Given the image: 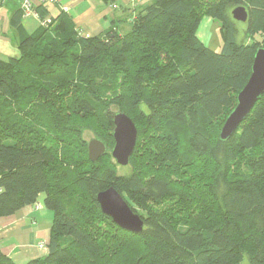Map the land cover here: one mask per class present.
Segmentation results:
<instances>
[{
	"label": "trees",
	"instance_id": "1",
	"mask_svg": "<svg viewBox=\"0 0 264 264\" xmlns=\"http://www.w3.org/2000/svg\"><path fill=\"white\" fill-rule=\"evenodd\" d=\"M204 17L219 23V52L197 36ZM127 26L85 37L60 12L0 59V217L40 195L53 215L46 254L25 264H264V94L218 138L264 47V0H151ZM111 107L137 129L129 175L110 155ZM84 130L106 147L94 163ZM109 187L141 233L102 213Z\"/></svg>",
	"mask_w": 264,
	"mask_h": 264
},
{
	"label": "crops",
	"instance_id": "2",
	"mask_svg": "<svg viewBox=\"0 0 264 264\" xmlns=\"http://www.w3.org/2000/svg\"><path fill=\"white\" fill-rule=\"evenodd\" d=\"M150 2L151 0H58L54 4L40 5L35 1V10L41 16L38 8L42 7L46 15L40 19H47L49 23L53 17L64 12L72 19L82 36L90 37L104 36L111 30L124 32L128 28L127 23L133 9ZM20 10V0H0L2 60L18 58V43L41 26L40 19L34 16H20ZM202 20L204 33H199V26L197 36L205 45L207 26L213 21L210 17H204ZM37 204L40 205L38 209ZM52 217V212L44 208L43 203L39 201L10 216L0 217V253L9 257L15 264H25L31 259L45 255ZM41 243L44 248L40 247Z\"/></svg>",
	"mask_w": 264,
	"mask_h": 264
},
{
	"label": "water",
	"instance_id": "3",
	"mask_svg": "<svg viewBox=\"0 0 264 264\" xmlns=\"http://www.w3.org/2000/svg\"><path fill=\"white\" fill-rule=\"evenodd\" d=\"M235 21L246 22L247 13L244 7H235L231 11ZM264 94V47L258 48L253 58L251 74L245 86L237 94V101L226 117L218 138L227 140L248 117L258 98ZM114 146L110 155L119 166H127L137 141V129L134 122L125 113H113ZM106 152V147L98 139L87 143L89 160L94 163ZM103 214L110 217L120 228L134 234L143 230V220L132 211L123 197L113 187H109L96 196Z\"/></svg>",
	"mask_w": 264,
	"mask_h": 264
},
{
	"label": "rangeland",
	"instance_id": "4",
	"mask_svg": "<svg viewBox=\"0 0 264 264\" xmlns=\"http://www.w3.org/2000/svg\"><path fill=\"white\" fill-rule=\"evenodd\" d=\"M231 13V12H230ZM203 21V20H202ZM213 23L211 25L207 26V36H206V46H208L211 50L215 51V52H219L222 48V37L219 31V23L216 22L215 20H213ZM204 23V22H203ZM201 22L200 24V28H199V33H204V24ZM235 25L238 29V36H237V40L238 41H242L243 37H244V33L243 30L245 29L246 24L243 22H237L235 21ZM204 41V42H205ZM112 114L114 112H117V108L115 107H111L109 110ZM82 139L88 143L90 140L95 139L96 137L94 136V134L89 131V130H84L82 132ZM114 161V160H113ZM115 162V161H114ZM117 173L118 175H129L132 171V168L130 165L127 166H119L117 165ZM38 201L41 203H43V195H40L38 198ZM241 264H248V260L247 258L244 256Z\"/></svg>",
	"mask_w": 264,
	"mask_h": 264
},
{
	"label": "built area",
	"instance_id": "5",
	"mask_svg": "<svg viewBox=\"0 0 264 264\" xmlns=\"http://www.w3.org/2000/svg\"><path fill=\"white\" fill-rule=\"evenodd\" d=\"M35 1H38V3L40 5L43 4H54L56 3L58 0H20V9L22 11V16H34L37 17L38 19H40L37 11L35 10ZM114 8L116 7L115 5L113 6ZM49 21H47V19L42 20L40 19V24L41 25H46L48 24ZM36 208H40V205H36ZM41 248H44L45 246L41 243L40 244Z\"/></svg>",
	"mask_w": 264,
	"mask_h": 264
},
{
	"label": "clouds",
	"instance_id": "6",
	"mask_svg": "<svg viewBox=\"0 0 264 264\" xmlns=\"http://www.w3.org/2000/svg\"><path fill=\"white\" fill-rule=\"evenodd\" d=\"M36 204V203H35Z\"/></svg>",
	"mask_w": 264,
	"mask_h": 264
}]
</instances>
